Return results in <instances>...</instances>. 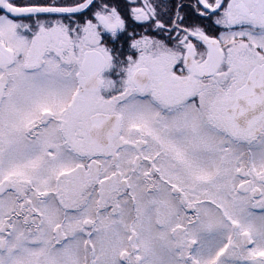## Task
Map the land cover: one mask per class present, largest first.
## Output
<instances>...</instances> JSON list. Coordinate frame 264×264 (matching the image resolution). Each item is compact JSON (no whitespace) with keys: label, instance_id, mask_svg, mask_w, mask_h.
<instances>
[{"label":"snow or ice","instance_id":"snow-or-ice-1","mask_svg":"<svg viewBox=\"0 0 264 264\" xmlns=\"http://www.w3.org/2000/svg\"><path fill=\"white\" fill-rule=\"evenodd\" d=\"M0 264H264V0H0Z\"/></svg>","mask_w":264,"mask_h":264}]
</instances>
